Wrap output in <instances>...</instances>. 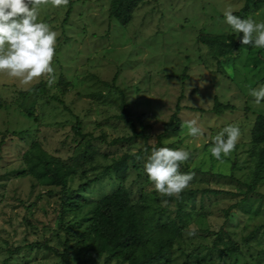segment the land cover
<instances>
[{"label":"rangeland","instance_id":"obj_1","mask_svg":"<svg viewBox=\"0 0 264 264\" xmlns=\"http://www.w3.org/2000/svg\"><path fill=\"white\" fill-rule=\"evenodd\" d=\"M111 1L37 6L58 33L51 85L47 74L24 84L0 71V264H64L43 243L69 248V264H104L88 248L89 218L119 187L144 208L149 243L178 229L164 259L149 253L141 264H264V144L251 143L264 101L250 96L264 84V48L242 45L223 16L231 6L264 22V0H138L126 25L110 16ZM192 119L202 136L188 135ZM229 124L241 135L218 161L210 149ZM160 147L192 154L179 170L194 179L179 197L159 194L144 171ZM42 154L65 186L41 174ZM125 154L120 180L111 165Z\"/></svg>","mask_w":264,"mask_h":264},{"label":"clouds","instance_id":"obj_2","mask_svg":"<svg viewBox=\"0 0 264 264\" xmlns=\"http://www.w3.org/2000/svg\"><path fill=\"white\" fill-rule=\"evenodd\" d=\"M48 0H0V71H7L11 77L20 78L24 84L47 74V82L54 80V68L51 66L55 55L58 33L45 22L38 21V5ZM52 6H67L69 0H51ZM223 16L225 23L236 33H242V45L264 48V22L253 18H241L234 15L228 6ZM230 42V41H229ZM228 42V43H229ZM250 96L256 104L264 101V84L250 89ZM189 136L203 135L202 128L195 119L185 121ZM241 135L240 128L229 124L214 138L210 151L213 157L221 161V154H230ZM184 147L154 148L144 164V171L153 187L161 195L177 196L186 190L194 179V173L180 172L181 163L191 158ZM167 204L168 201H163ZM189 235H195L189 231ZM39 264V262H38Z\"/></svg>","mask_w":264,"mask_h":264},{"label":"trees","instance_id":"obj_3","mask_svg":"<svg viewBox=\"0 0 264 264\" xmlns=\"http://www.w3.org/2000/svg\"><path fill=\"white\" fill-rule=\"evenodd\" d=\"M137 2L138 0H112L110 16L117 19L122 25L128 24L131 19V12L136 7ZM121 110L123 112L121 119L125 124L132 127L128 110L124 105ZM178 125L179 123L174 121L170 123L169 128L172 132H178ZM79 126L80 124L76 123V126L73 127L77 134ZM251 143L252 145L264 144V116L259 115L255 119L251 132ZM259 154V168L261 169L264 167V149H261ZM130 159L131 157L125 154L119 161L111 165V170L118 179H125L127 162ZM39 160L43 164L41 174L48 176L50 182L65 186L64 174L58 168L49 167L43 154ZM89 222L88 248L98 254H104V264L113 260L127 264H141V259L146 258L149 253V259L160 261L166 257L170 240H174L178 230L171 228L159 231L155 233L154 239H152L154 243H149L144 231V208L138 204H133L127 191L122 187L96 202ZM41 246L58 255L64 264H69V248L65 247L59 253L45 243ZM152 247H155L153 253L150 252Z\"/></svg>","mask_w":264,"mask_h":264}]
</instances>
